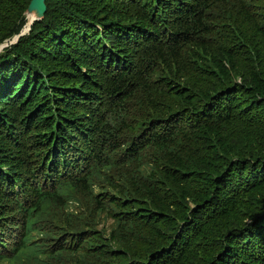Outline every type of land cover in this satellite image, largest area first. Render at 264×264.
Returning a JSON list of instances; mask_svg holds the SVG:
<instances>
[{"label": "trees", "instance_id": "trees-1", "mask_svg": "<svg viewBox=\"0 0 264 264\" xmlns=\"http://www.w3.org/2000/svg\"><path fill=\"white\" fill-rule=\"evenodd\" d=\"M30 1L0 0V44ZM124 1L45 0L1 54L0 237L35 233L32 264H264V0Z\"/></svg>", "mask_w": 264, "mask_h": 264}, {"label": "rangeland", "instance_id": "rangeland-1", "mask_svg": "<svg viewBox=\"0 0 264 264\" xmlns=\"http://www.w3.org/2000/svg\"><path fill=\"white\" fill-rule=\"evenodd\" d=\"M124 2L127 5H130L132 8L135 7V4L130 2V1L125 0ZM151 2H154V1L152 0ZM159 16L162 17L161 14ZM159 20H161V19H159ZM29 22H31V19L26 17L25 14H24V22L20 26L19 31L16 34H14L10 39L8 38V39H6V41H4L3 43L0 44V56H1V54L3 53V51L5 49L9 48L12 45H15L20 40V38L22 39L23 37H27L30 34L32 25L29 26ZM34 23H36V22H34ZM45 77L47 78V76H45ZM28 114H29V112H28ZM0 168H2V167H0ZM256 194H257L258 197L261 198V201H264V190L262 192H258ZM185 203L187 204L188 208H193L195 206L194 202H192V200L190 198L187 199L185 201ZM105 225H106V233H108L111 230V228L114 227V225L112 224L111 221H107ZM101 227H102V224L100 225V228ZM2 243L14 244V236L12 234L9 235V236H5L4 235V238L2 239ZM2 248H3V245H0V249H2ZM32 255H33V253H32ZM13 256L15 258L12 261H14L16 264H18L17 256L22 257V260H23V258L25 256H28V252H26L24 250H15ZM6 261H7V259H6ZM15 263H13V264H15Z\"/></svg>", "mask_w": 264, "mask_h": 264}, {"label": "water", "instance_id": "water-1", "mask_svg": "<svg viewBox=\"0 0 264 264\" xmlns=\"http://www.w3.org/2000/svg\"><path fill=\"white\" fill-rule=\"evenodd\" d=\"M45 12V0H31L25 12L26 17H31L29 26L33 25L34 22L41 21L44 17Z\"/></svg>", "mask_w": 264, "mask_h": 264}, {"label": "bare ground", "instance_id": "bare-ground-1", "mask_svg": "<svg viewBox=\"0 0 264 264\" xmlns=\"http://www.w3.org/2000/svg\"><path fill=\"white\" fill-rule=\"evenodd\" d=\"M29 19H31V17H28Z\"/></svg>", "mask_w": 264, "mask_h": 264}]
</instances>
